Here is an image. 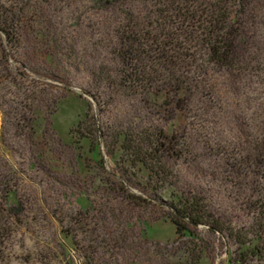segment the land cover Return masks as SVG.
I'll return each instance as SVG.
<instances>
[{
	"label": "rangeland",
	"instance_id": "1",
	"mask_svg": "<svg viewBox=\"0 0 264 264\" xmlns=\"http://www.w3.org/2000/svg\"><path fill=\"white\" fill-rule=\"evenodd\" d=\"M217 1L196 5L206 15ZM156 6L0 0L16 15L15 37L0 32V264H264L239 242L264 186V0H224L233 68L212 62L196 30L183 92L174 65L145 84L125 77L127 16L156 32ZM150 131L167 148L159 176ZM191 200L215 225L175 213Z\"/></svg>",
	"mask_w": 264,
	"mask_h": 264
},
{
	"label": "trees",
	"instance_id": "2",
	"mask_svg": "<svg viewBox=\"0 0 264 264\" xmlns=\"http://www.w3.org/2000/svg\"><path fill=\"white\" fill-rule=\"evenodd\" d=\"M149 1H152L155 6L158 5L154 10L155 18L153 19L158 26L156 32H152L148 28L136 29L134 16L130 13L123 29L122 37L126 46L122 48V58L125 67H128V72L125 74L128 80H138V83L141 84L152 82L153 74L158 72L169 73L170 66L174 65L172 68L177 67L180 75L177 78L180 86L178 90L183 92L185 82L181 63L186 62L194 54V42L198 28L205 34L204 43L207 45L209 58L212 62L219 67L233 68L238 61L233 46L237 29L232 27L233 24H229L227 14L221 11L224 0L214 2L210 13L206 15H204L205 10L201 8V5L200 8L196 5V0ZM15 17L16 15L13 16L12 13L7 15L0 10V32L8 39L15 37ZM161 137L160 132L150 131L144 132V139L142 140L147 145L145 153L151 158L149 170L157 176L164 171L159 162L158 154L160 150H167L165 142L160 139ZM135 139L133 137V139L128 140L127 146L133 153L142 150ZM92 150L97 151V147H93ZM262 157L264 159V154ZM262 189L263 195L256 201L260 208V218L256 221V229L251 233V238L239 241L242 246H246L247 251L254 258L264 257V186ZM6 197V200L15 201L13 193H8ZM172 206L175 208V213L181 218H187L198 223L209 220L211 225H215V221L210 220L211 216L198 200L184 201L177 208L176 205ZM5 221V217L3 218L0 213V237H3Z\"/></svg>",
	"mask_w": 264,
	"mask_h": 264
}]
</instances>
